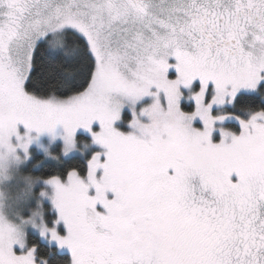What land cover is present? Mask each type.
Here are the masks:
<instances>
[{
    "label": "snow or ice",
    "instance_id": "1",
    "mask_svg": "<svg viewBox=\"0 0 264 264\" xmlns=\"http://www.w3.org/2000/svg\"><path fill=\"white\" fill-rule=\"evenodd\" d=\"M261 72L264 0H0V139L19 124L62 125L70 138L99 121L94 141L107 149L104 162H89L87 184L75 171L67 186L47 181L68 230L51 239L73 264H264V112L241 121L239 137L210 140L212 106L255 89ZM197 78L196 110L185 115L179 87ZM153 87L167 110L157 99L141 113L151 125L132 120L144 139L114 130L112 95L135 103ZM195 117L203 132L191 128ZM15 243L0 228V264H34L35 247L15 255Z\"/></svg>",
    "mask_w": 264,
    "mask_h": 264
},
{
    "label": "rangeland",
    "instance_id": "2",
    "mask_svg": "<svg viewBox=\"0 0 264 264\" xmlns=\"http://www.w3.org/2000/svg\"><path fill=\"white\" fill-rule=\"evenodd\" d=\"M259 75H260V79L257 82L255 89H250V91L253 93L259 92L260 90H259L258 86L260 87V86H262V84L264 85V72H261ZM209 84H211V87L209 88V85H208L207 89H209V91H208L209 99L208 100L205 99L206 104L209 101H211L212 97L215 95L214 83L209 82ZM195 85L196 86L198 85L197 90L190 89L189 92H187L188 94L180 92V100L178 102L179 110H180V104L181 103L190 102L193 99V97L195 96V94H197L200 91V88L202 87L200 80L197 83H195ZM262 90L264 92V88ZM149 91H150V93H152L151 95L141 97L139 100H137L135 102L134 105L131 103V101L124 100L119 95L114 94L115 98L117 100H120L124 105L120 110V118L113 122L114 130L120 132L122 135H137L138 136L139 133L131 127V122L134 118L137 119L141 124H145V125L150 124L151 123L150 119L146 115H142L141 113L146 108H150L156 102L157 99H159V102L161 104L162 109L165 111L167 110V101H166V97L163 94V92H159L157 94V90L155 89V87L151 88ZM226 104L229 105L227 102H225L222 105H215L214 104L212 107L223 106ZM134 114H135V116H134ZM244 117H245V119H248V118H250V115L239 116V119L244 120ZM200 122L202 124V126L200 128L194 126L193 124H191V128L195 131L203 132L204 131V124L202 121H200ZM100 131H101V128H100L99 121H93L90 130L85 129L83 127L78 128L76 130V132L74 133L75 140H76V136L78 134H82V135H85L89 139V141L81 142L80 144L77 143V149L78 150L72 151L68 155L70 156V155H73L75 153H79L80 155H84L91 147V148H96L98 151H100L102 153V160L104 162L106 160L105 153L107 152V149L94 141V134H98ZM242 131H243L242 125H239V131L236 133L229 131V130H223L220 127H213V131L210 134V140L212 143L218 144L221 142L222 139H224V137L222 135L223 132H228L232 136L239 137L242 134ZM26 133L34 139L29 144V146L27 148L28 159L26 160L25 164L20 169V171L22 173H23L22 170L24 169V167L27 165V162L31 158V154H32L31 151L39 152V153H42L46 156H50L51 149H52V146L54 143L55 144L58 143L61 150L64 147L62 137L65 135V130H64V127L62 125H57L52 133H49V132L37 133L35 130L29 132V130L26 129L22 124H19V125H17L16 135L10 137V143L14 147L17 146L18 144L22 143L21 140H17V136L24 137V135ZM76 142H77V140H76ZM225 142L230 143L231 142V136ZM82 145H86L87 147H82ZM17 154L21 157H24L25 151L22 148L17 147ZM170 174H171V172H170ZM96 175H97V179L99 180L103 175V170L98 169ZM80 179L85 184L88 183L87 178L81 177ZM58 180L61 182V184H63L64 186H67L68 178L66 180H60V179H58ZM42 185H46L47 188L46 187L43 188ZM35 188H37L36 192L34 190L35 193H39L41 190H44L47 192L49 197H54V195H55L54 186L48 184L47 182L39 181L36 184ZM89 196L90 197L95 196V189L94 188L89 189ZM106 197H107V199L112 200V199H114V194L111 192L106 193ZM45 205H49V209H47ZM35 206H36L35 199L31 200L30 203L27 205V207H31V208H35ZM43 208H44L43 219H44V222H45L46 227L49 230V232L46 235L41 236L39 231L34 230L31 227H28L25 230L26 234L28 232H31V233L39 235L48 244L55 246L60 252L67 253L70 256L71 264H73L71 250L67 246L60 247L57 241L51 239L50 232L52 230H54L57 233V235H59L61 238H66L68 235L67 226L64 223V221L59 219V214L57 213L58 210L55 208L52 199H44L43 200ZM96 210L101 214H106V210L99 204H97ZM22 215L24 217H27L29 215L27 208L24 210ZM9 220L12 223H19V221H17L13 216H9ZM24 244H25V246L23 248L20 247L19 243L14 244L13 245V253L15 255H26L29 252V249L26 245V237L24 240Z\"/></svg>",
    "mask_w": 264,
    "mask_h": 264
},
{
    "label": "trees",
    "instance_id": "3",
    "mask_svg": "<svg viewBox=\"0 0 264 264\" xmlns=\"http://www.w3.org/2000/svg\"><path fill=\"white\" fill-rule=\"evenodd\" d=\"M43 45H40V48H43ZM168 63L173 65L167 73V78L170 80L177 79V72L174 65L176 60L174 57L168 58ZM199 79L193 81L192 85L189 88L183 86L179 87V92L188 94L190 89L197 90L198 85L196 86ZM211 84H209V88ZM215 87V86H214ZM259 92L253 93L249 88H241L237 91L236 96L231 99V102H226L229 105L223 106H214L210 109V115L214 119L213 127H220L223 130H229L232 132L239 131V125L241 121L248 122L251 120L252 116L256 115L259 112H264V85L258 86ZM209 89L206 90L205 99H209ZM59 94V93H57ZM196 110V104L194 99L190 102H183L180 104V112L185 115H191ZM250 115V118L239 119V116ZM224 117V119H220ZM202 121L199 117H195L191 124L196 127H201ZM203 122V121H202ZM258 123H262L258 121ZM77 143L87 142L89 139L82 134L76 136ZM31 158L27 162V165L22 170L24 174H31L34 177H38L39 181L47 182L52 178L66 180L69 174L75 171L79 178H87L89 171L88 165L92 158L99 154L102 160V153L96 148H91L84 154L80 155L75 153L73 155H64L59 144H53L50 156H46L42 153L31 151ZM103 162V160L101 161ZM236 177L233 175V178ZM43 188L47 186L42 185ZM35 192L37 188L34 189ZM49 209V205H45ZM58 213V212H57ZM59 214V213H58ZM26 245L29 251L35 247L36 251L34 253V264H71L70 256L67 253L60 252L55 246L48 244L44 239L39 235L28 232L26 234Z\"/></svg>",
    "mask_w": 264,
    "mask_h": 264
},
{
    "label": "clouds",
    "instance_id": "4",
    "mask_svg": "<svg viewBox=\"0 0 264 264\" xmlns=\"http://www.w3.org/2000/svg\"><path fill=\"white\" fill-rule=\"evenodd\" d=\"M115 94L119 95L124 100L131 101L133 105L135 104L127 95L122 93ZM111 103L118 105L120 113V110L124 105L120 100L115 98L114 94L111 97ZM151 124L152 121L148 125ZM133 129L139 133L138 136H134L138 139H144V133L141 127ZM14 135L16 134L0 139V228H3L6 234L10 229L17 243H19L20 246L23 245L24 247L26 228L31 227L32 229L39 231L40 234L48 230L43 219V200L52 199L54 203L55 195L54 197H49L47 192L44 190H41L39 193L34 192L35 186L39 182V178L34 177L31 174H24L20 171L21 167L28 159L27 151H25L24 146L27 145L28 148L34 138L30 137L26 133L24 137L17 139L21 140L22 143L14 147L10 143V137ZM62 139L64 144L62 151L64 155H68L72 151L78 150L74 134H72L69 138L68 133L65 131V135ZM17 147L22 148L25 151L24 157L17 154ZM82 147L87 146L82 145ZM33 199L36 201L35 208L27 207ZM26 208L29 215L24 217L22 213ZM9 216H13L17 221H19V223L10 222Z\"/></svg>",
    "mask_w": 264,
    "mask_h": 264
},
{
    "label": "flooded vegetation",
    "instance_id": "5",
    "mask_svg": "<svg viewBox=\"0 0 264 264\" xmlns=\"http://www.w3.org/2000/svg\"><path fill=\"white\" fill-rule=\"evenodd\" d=\"M236 179H237L236 177H234V178L232 177L233 182H236Z\"/></svg>",
    "mask_w": 264,
    "mask_h": 264
}]
</instances>
